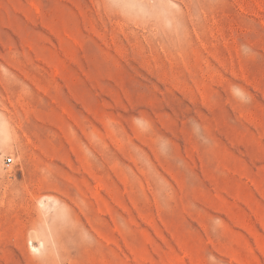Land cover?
<instances>
[{
    "label": "rangeland",
    "instance_id": "1",
    "mask_svg": "<svg viewBox=\"0 0 264 264\" xmlns=\"http://www.w3.org/2000/svg\"><path fill=\"white\" fill-rule=\"evenodd\" d=\"M0 264H264V0H0Z\"/></svg>",
    "mask_w": 264,
    "mask_h": 264
},
{
    "label": "bare ground",
    "instance_id": "2",
    "mask_svg": "<svg viewBox=\"0 0 264 264\" xmlns=\"http://www.w3.org/2000/svg\"><path fill=\"white\" fill-rule=\"evenodd\" d=\"M181 19H182V18H181ZM181 19H180V20H181ZM174 23H175V22H174ZM173 25H174V24H173ZM175 26H177V25H175ZM175 26H174V27H175ZM166 31H167V30H166ZM167 32H168V33H167ZM167 32H166V33H167V36L171 35V34H169L170 31H167ZM166 33H165V34H166ZM168 34H169V35H168ZM38 238H39V237H38V234H36V233H32V235H31V239H32L33 242L37 241ZM32 246H33L34 248H36V246H34V245H32Z\"/></svg>",
    "mask_w": 264,
    "mask_h": 264
},
{
    "label": "built area",
    "instance_id": "3",
    "mask_svg": "<svg viewBox=\"0 0 264 264\" xmlns=\"http://www.w3.org/2000/svg\"><path fill=\"white\" fill-rule=\"evenodd\" d=\"M13 162V157L6 158V164L10 165Z\"/></svg>",
    "mask_w": 264,
    "mask_h": 264
}]
</instances>
